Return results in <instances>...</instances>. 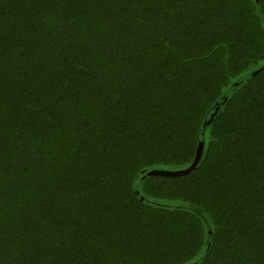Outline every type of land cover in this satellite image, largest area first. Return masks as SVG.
<instances>
[{
	"label": "trees",
	"instance_id": "obj_1",
	"mask_svg": "<svg viewBox=\"0 0 264 264\" xmlns=\"http://www.w3.org/2000/svg\"><path fill=\"white\" fill-rule=\"evenodd\" d=\"M0 120V264H264V0H0Z\"/></svg>",
	"mask_w": 264,
	"mask_h": 264
},
{
	"label": "water",
	"instance_id": "obj_2",
	"mask_svg": "<svg viewBox=\"0 0 264 264\" xmlns=\"http://www.w3.org/2000/svg\"><path fill=\"white\" fill-rule=\"evenodd\" d=\"M203 148H204V142H201V144L198 148V151H197V155L195 156L193 163L186 168L178 169V170H168V169L157 168V169H152V170L148 171L147 175H150V174L178 175V174H184L186 172L192 171L201 159V156L203 153Z\"/></svg>",
	"mask_w": 264,
	"mask_h": 264
},
{
	"label": "snow or ice",
	"instance_id": "obj_3",
	"mask_svg": "<svg viewBox=\"0 0 264 264\" xmlns=\"http://www.w3.org/2000/svg\"><path fill=\"white\" fill-rule=\"evenodd\" d=\"M3 127V122H2V120H0V128H2Z\"/></svg>",
	"mask_w": 264,
	"mask_h": 264
}]
</instances>
